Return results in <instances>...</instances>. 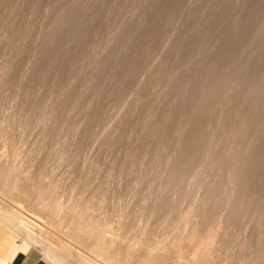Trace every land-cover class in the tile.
<instances>
[{
    "label": "rangeland",
    "instance_id": "1",
    "mask_svg": "<svg viewBox=\"0 0 264 264\" xmlns=\"http://www.w3.org/2000/svg\"><path fill=\"white\" fill-rule=\"evenodd\" d=\"M263 40L264 0H0V160L12 155L63 205L87 209L119 258L264 264V126L253 137L248 125L264 100L246 94L264 73ZM232 78L237 98L211 97ZM197 116L178 149L176 132ZM237 149L246 155L239 199L206 248ZM19 205L42 228L18 222L34 238L7 230L0 246L16 237L51 264H80L66 236L81 240L78 220Z\"/></svg>",
    "mask_w": 264,
    "mask_h": 264
},
{
    "label": "bare ground",
    "instance_id": "2",
    "mask_svg": "<svg viewBox=\"0 0 264 264\" xmlns=\"http://www.w3.org/2000/svg\"><path fill=\"white\" fill-rule=\"evenodd\" d=\"M263 43H264V40L262 42V45H263ZM263 48L264 47H262L261 49H263ZM231 81H233V82H231ZM231 81H230V79L227 80V82H230V83H227L226 81H223V84L222 85L220 84L221 86L217 87L218 90L214 89V90H212V92H210V94L213 93L216 96V98L218 99V97H221V94L223 92V94H222L223 95V98H222L223 100L222 99H218V101L221 100L220 103H222V101H224L222 104L228 103V101L232 97L237 98L240 95V93H241L238 90V83L236 82V79H233V78L231 79ZM220 89L222 90L221 94H217L216 95V92L219 93ZM207 93H209V92L208 91L205 92V94H207ZM246 94H248V95L251 94V97H252V100H253L254 104H255V102H257V103L258 102H262L263 103V100H264V73L260 75V78L258 79V81H253V85L250 86L249 91ZM214 95H212L211 97L212 98L215 97ZM214 102H215V100H214ZM205 106L207 107L208 105H204L203 108ZM260 106H261L260 109H259L260 112H258V114H255L254 112L249 113L248 125L250 126L251 124H255L254 130H253V128L252 129L250 128V130L252 131V134H253L252 136L253 137H256L258 134L261 135L262 134V127L264 126V105H260ZM205 109H204V111H205ZM200 112L202 113L201 110H200ZM199 114H197V115H199ZM199 119H200V116H197L196 119H194L193 121L187 120L184 123H182L183 126L181 127V129L179 128L180 131L178 130L179 132L178 131L176 132V133H178L177 136H176L178 138V141H177V138H176L177 142H175V143H177V145L176 144L175 145H176V147L178 149L181 148V147H184L186 145V143H188L190 135L191 134L194 135V132L196 131V129H198L200 127V125L198 126ZM243 126H244L243 127V132H245L246 126H245V124ZM243 137H244V135H243ZM195 142H197V141H195ZM239 153H240V150L237 149L236 151L233 152L232 156H230V159H231V162H232V166L231 167H232V170H233L234 174H233V177L226 179L223 182V184H222V197H221L222 206H221V210H220L219 222H218L217 227L214 229V231H212V233L209 234V236H208V238L206 240V245H204L206 248H207V246L210 247L211 244L214 245V239H216V237H218L219 233H221V231L227 225V216L229 215L233 204L239 199V195H240L241 188H242L241 187V179L240 178H241V174H242L243 169H244L243 161L246 159V155L244 153L242 154L241 158L239 159V157H238ZM11 156L9 155V157L12 159ZM247 158H248V156H247ZM11 159H6V160L3 159L4 161L0 160V223H2L4 227H6V228H8L10 230H14L16 233L19 231L21 233V235L24 236L26 239L30 238V240H32L34 238V234L31 232L30 229H28L27 227H25L22 224L19 225L17 223L18 222H22V223H27V224L30 223V224L34 225V222L35 223L36 222H40L42 219H41V217L33 215V213L32 214L25 213L20 208V205H19V201L23 200V202H26L25 207L27 206L26 207L27 209L31 208L33 210V208H35V210L39 209L42 213H47V214L51 213V214L60 215V216L62 214V217H63V215L67 216L68 220L70 218L71 220H74V221L78 220L79 221L78 222L79 224H77V223H74V224L77 225V226L81 225L79 227L80 230H78L79 228L77 226L76 227H77L78 232L80 231L82 233V234H80V233H78V234L81 235V236L83 235L84 239H83V236L82 237L80 236L81 240L78 242L75 239V236L77 234L73 236V233H74L73 230L70 229V231L73 232L72 235L70 234L71 233L70 231H69V234L66 232L67 233L66 236L68 237V242L70 244H72L71 245L72 247L74 245L75 247L78 248V251H76V252L79 253L78 256H77L78 257V263H80V264H103V263L98 262V260L100 261V259L101 260L103 259L105 261V264H149L148 261H145L146 259L140 260V258L134 257V255H133V257H131V255L129 256L130 253L128 252V250H125L123 248H122L123 249L122 251L125 250V251H127L129 253V254L126 253L127 254L126 255V259H127L128 256L131 257L130 259L126 260V259L119 258L118 254H121L120 252H117V253L115 252L114 253V252L109 251L111 249H109L108 244H107L108 247L106 246V243L108 242L109 238H107V235L105 236V232H106L105 228L104 227H103L104 229L102 228V225L104 223L103 224L101 222L99 223V221H97V219H95V218H92L93 219L92 220L91 219L92 216L89 217V215H92V214H90L87 209L80 208L81 206H79L78 203H76L77 201L76 202L73 201L72 203L70 202L69 204L66 203V205H63V202H61L60 199L57 200L56 196H54V193L56 192V190L54 189L55 191L53 192V187L50 185V183L43 182V180H40V179L37 180V181L36 180L35 181L32 180L30 175L23 173L25 169L23 167L20 168V169H19V167L18 168L15 167L13 165V163H11L13 161V160L11 161ZM168 165H170V164H168ZM19 166H21V165H19ZM184 167H186V166H184ZM168 168H170V167L168 166ZM21 169H24V170H21ZM169 171H170V169L168 170V174H169ZM168 176H169L168 177L169 179H167L168 180L167 184L172 182V181L171 182L169 181L170 180V174ZM172 179H173V177H172ZM217 188H219V187H217ZM56 193H58V192H56ZM27 202H28V204H27ZM205 202L207 203V201L205 199H201L200 200V204H202V206L205 204ZM91 204H92V202H91ZM87 205H89V204H87ZM82 207H83V205H82ZM90 207H92V206H90ZM195 208H192V210H190L191 208L186 210L187 214H189V217L197 218L198 215L196 213V210L198 208L197 207H195ZM93 209H95V208H93ZM35 210H33V212H35ZM90 211H92V208H91ZM182 216H184V214ZM185 217H184V220H186ZM187 218H188V216H187ZM86 219H88V220L86 221ZM56 221L57 220H55V222ZM199 221L197 220V222H199ZM80 222H81V224H80ZM58 223L60 224L61 222H58ZM69 224H70V222H69ZM35 225L39 226L37 223ZM52 225L55 226L56 230H59L60 232H63V230L61 231V228L59 227L60 225H58L57 222L56 223L53 222ZM192 225H194V224L192 223ZM39 227H41V225ZM74 227L72 229H76ZM75 233H76V231H75ZM63 234H64V232H63ZM114 236L115 235L113 234L112 237L114 238ZM58 238L59 237L56 236V235L53 237V239L56 241V243L57 242H61L60 239H58ZM76 238H77V240H79L78 239L79 236L78 237L76 236ZM111 239L112 238H110V241H111ZM145 239H147V238H145ZM116 240L117 239H115V241ZM140 240H142V239H140ZM140 240L138 242H140ZM155 241H156V239H155ZM155 241H154V243H155ZM62 242H64V241H62ZM215 242H216V240H215ZM53 243H55V242H53ZM165 244H166V242H165ZM136 245H138V248L139 247L141 248V246L144 245V244H141V246H140V244H136ZM80 246H82L86 251L84 250V252H81L82 248ZM154 246H156V245H154ZM134 248H135V246H134ZM152 248H153L152 250L155 251L154 250L155 247H152ZM198 248H200V247L198 246ZM73 249H74V247H73ZM135 249H133L134 252H137L138 250L136 249L137 250L136 251ZM143 250H144V246H143ZM129 251H132V250L129 249ZM197 251H200V250H197ZM202 252H204V251H202ZM113 254H116L114 256H117V257H112ZM146 254L149 255L148 253H146ZM158 254H161V252L158 253ZM135 256H138V255H135ZM149 256H152V255H149ZM149 256H147V257H149ZM114 258L116 260L114 262H111L110 260H112ZM103 260L101 262H103ZM165 263L168 264L167 262H165ZM170 264H172V263H170Z\"/></svg>",
    "mask_w": 264,
    "mask_h": 264
},
{
    "label": "crops",
    "instance_id": "3",
    "mask_svg": "<svg viewBox=\"0 0 264 264\" xmlns=\"http://www.w3.org/2000/svg\"><path fill=\"white\" fill-rule=\"evenodd\" d=\"M10 230L0 225V235ZM12 231V230H11ZM44 255V256H43ZM47 258L34 245L27 241L9 238L0 246V264H51Z\"/></svg>",
    "mask_w": 264,
    "mask_h": 264
}]
</instances>
